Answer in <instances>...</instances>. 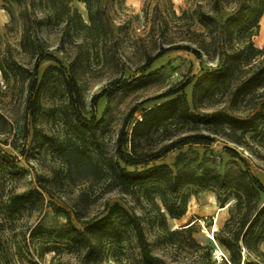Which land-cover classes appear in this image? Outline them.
Here are the masks:
<instances>
[{"label": "rangeland", "instance_id": "obj_1", "mask_svg": "<svg viewBox=\"0 0 264 264\" xmlns=\"http://www.w3.org/2000/svg\"><path fill=\"white\" fill-rule=\"evenodd\" d=\"M228 1L223 17L234 5L230 2L234 0ZM102 3L107 8L105 29L94 40L83 26L89 23L86 5L77 0L71 3L68 14L51 19L37 8L38 0H0V254L13 264H51L55 252L40 257L42 237L30 234L35 226L65 224L66 212L78 224L75 208L82 220L99 218L118 202L140 217L152 251L169 264L199 259L206 264H226V260L215 254L217 246L211 236L215 237V232L229 219V209L235 201L232 194L222 207L217 189L188 188L191 197L186 214L180 219L167 214L164 218L161 200L147 199L144 188L124 193L110 189L107 178L98 180L70 169L60 155L62 146L82 142L75 131L77 119L69 106L63 77L54 72L47 87L38 93L36 90L30 93L29 81L37 62L38 81L47 66H60L56 60L41 56L52 55L67 70L73 69L85 103L80 113L97 121L95 133L91 136L86 133V137L88 152L100 163L105 157L114 156L117 136L129 110L136 107L135 117L140 118L143 109L157 104L160 100L156 97L168 89H182L196 110H221L243 117L251 113L254 102L263 101L264 86L252 100L234 110L229 94L222 91L203 90L195 100L193 90L197 79L222 64L219 59L222 48L215 51L209 46L207 51H201L200 57L186 49L169 50L144 74L139 72L146 54L156 53L162 45H192L186 40L191 31L189 20H195L192 12L198 4L210 11L208 0H102ZM173 11L177 15L186 11L187 15L178 21ZM200 28L198 24L192 25V30ZM25 32L36 36L33 47H23ZM251 40L256 48L264 50V16ZM262 61L264 54L253 59L252 64ZM244 77L245 73L238 71L235 81ZM98 95L100 98L94 106L93 98ZM238 135H241L240 143L217 135L210 146L186 145L169 152L158 163L174 167L180 156V166L185 169L210 167L235 178L248 170L264 185V120L256 130ZM40 182L53 193L47 196L48 203L42 210L35 194L24 203H12L17 195L40 189ZM232 192L235 190L221 193L222 198ZM260 197V203H264V191ZM52 201L61 210H54L50 206ZM190 222H196L193 236L204 248L192 247L182 235H168L166 228L179 230ZM215 224L218 229L214 231ZM170 238L181 242L172 244ZM57 247L56 258L75 261L65 242L57 243ZM245 257L253 264H264V242L258 251L242 256L241 264ZM139 259V249L131 239L121 244H106L101 264H140Z\"/></svg>", "mask_w": 264, "mask_h": 264}, {"label": "trees", "instance_id": "obj_2", "mask_svg": "<svg viewBox=\"0 0 264 264\" xmlns=\"http://www.w3.org/2000/svg\"><path fill=\"white\" fill-rule=\"evenodd\" d=\"M74 0H38L37 8L44 11L46 16L59 17L69 13ZM84 3L88 12L89 23L83 26L90 33V37L98 40L105 29L106 6L102 0H77ZM210 11H205L198 4L192 15L195 20H189L191 25L190 36L187 37L192 45H170L159 47L156 53H147L139 72L144 74L151 65L167 51L173 49H186L201 56L202 50L213 47L219 52L222 64L214 71L201 75L194 85L193 97L197 100L199 92L222 91L229 94L230 106L234 110L243 103H248L264 86V61L252 64L253 59L264 54V50L254 46L251 37L260 29V20L264 16V0H234L232 11L223 17L222 11L228 0H208ZM75 13L82 22V17L77 9ZM11 15V12L8 10ZM186 11L177 15L173 11L176 20L182 21L186 17ZM198 24L200 30L193 29L192 25ZM204 31H203V30ZM236 36L234 38L233 36ZM36 37V36H35ZM35 37L28 32L24 33L23 47H33ZM229 38V39H228ZM237 40L235 44V40ZM231 50V51H229ZM42 58L56 60L58 65H49L43 71L41 79H37L38 62L34 67L29 91L43 90L47 87L54 72L63 77L69 106L77 119L76 134L81 139V145L70 142L62 146L60 155L64 162L77 172H84L94 179L108 180L110 189H119L124 193H130L135 188H144L147 199L159 197L164 211L172 219H180L188 209L191 194L188 188L199 189L215 188L219 191L218 200L225 207L228 196H234V207L230 208V217L222 228L215 232L212 239L216 246L223 247L227 251L226 264H241L242 256L258 251V247L264 242V203H260L261 192L264 185L258 177L248 170L241 171L237 178L221 174L213 168H198L190 166L188 169L180 166L181 157L178 156L174 167L167 163H158L163 157L174 149L186 145L210 146L217 135H224L232 141L240 143L242 134L254 131L264 120V99L254 102L251 113L246 116H237L221 110L199 111L192 107L187 95L182 89H168L156 99L157 104L143 109L140 118L135 117L136 107H132L127 113L119 130L116 148L113 157H105L102 163L88 152L89 140L86 133L93 135L97 128L95 117L86 118L80 113L85 106L84 99L73 69L67 67L52 55ZM252 64V65H251ZM249 66L247 69L243 67ZM243 71L245 77L235 81V74ZM7 79V77H5ZM100 95L93 98L96 106ZM37 100V99H36ZM38 102V101H36ZM229 151L238 156L233 149ZM133 167V169H130ZM40 189H29L22 195L12 199L13 204L24 203L34 194L38 197L41 210L47 205V196H52V190L40 182ZM229 189L235 190L222 198L221 193ZM54 210H61L55 203L50 202ZM230 206V205H229ZM74 217L78 224L72 221L71 213L66 212L67 222L57 227L37 225L31 231V235L42 237L40 257L47 253L55 252L51 264H101L106 244H121L134 239L139 249L140 264H169L165 259L155 254L147 239L140 217L130 212L125 206L116 202L112 204L106 214L99 218L88 220L81 219V213L74 209ZM196 222H190L186 227L169 231L168 235H182L187 238L192 247L204 248L193 236ZM65 242L70 249V254L75 261L56 258L57 243ZM172 244L181 241L170 238ZM210 255V254H209ZM12 260L15 261L13 258ZM0 264H13L8 257L0 254ZM38 264V263H35ZM182 264H206L196 260ZM214 264V263H211ZM243 264H253L246 257Z\"/></svg>", "mask_w": 264, "mask_h": 264}, {"label": "built area", "instance_id": "obj_3", "mask_svg": "<svg viewBox=\"0 0 264 264\" xmlns=\"http://www.w3.org/2000/svg\"><path fill=\"white\" fill-rule=\"evenodd\" d=\"M215 254L219 256L222 260L228 259L227 254L219 246H217V249L215 250Z\"/></svg>", "mask_w": 264, "mask_h": 264}, {"label": "bare ground", "instance_id": "obj_4", "mask_svg": "<svg viewBox=\"0 0 264 264\" xmlns=\"http://www.w3.org/2000/svg\"><path fill=\"white\" fill-rule=\"evenodd\" d=\"M218 228H217V226H216V224L214 225V231L215 230H217ZM208 235L210 236V234L208 233ZM212 238L214 237V236H211Z\"/></svg>", "mask_w": 264, "mask_h": 264}, {"label": "crops", "instance_id": "obj_5", "mask_svg": "<svg viewBox=\"0 0 264 264\" xmlns=\"http://www.w3.org/2000/svg\"><path fill=\"white\" fill-rule=\"evenodd\" d=\"M2 17V14L0 13V18Z\"/></svg>", "mask_w": 264, "mask_h": 264}, {"label": "water", "instance_id": "obj_6", "mask_svg": "<svg viewBox=\"0 0 264 264\" xmlns=\"http://www.w3.org/2000/svg\"><path fill=\"white\" fill-rule=\"evenodd\" d=\"M211 238H212V237H211ZM212 239H214V237H213Z\"/></svg>", "mask_w": 264, "mask_h": 264}]
</instances>
